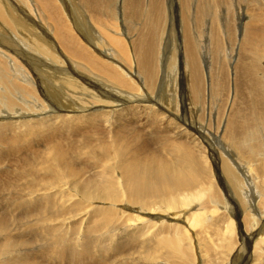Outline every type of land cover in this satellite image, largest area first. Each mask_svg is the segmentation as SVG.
<instances>
[{
	"label": "bare ground",
	"instance_id": "bare-ground-1",
	"mask_svg": "<svg viewBox=\"0 0 264 264\" xmlns=\"http://www.w3.org/2000/svg\"><path fill=\"white\" fill-rule=\"evenodd\" d=\"M115 1L77 0V10L88 14L81 23L85 38L62 0H0V97L6 102L0 105V191L27 181L20 187L22 203L13 192L0 197V264H44L47 259L122 264L127 256L135 257L131 264H197L198 259L202 264L227 259V264H264V104L258 99L264 97V66L255 60L264 55V28L256 30L264 13L245 8L238 31L243 37L238 53L230 56L228 73L217 55L224 37L233 42L228 26L233 21L227 12L220 26L218 8L230 9L231 0H122V19L112 22ZM252 2L263 3L248 0L247 5ZM206 18L210 23L204 29ZM11 28L19 49L5 46L4 30ZM245 36L255 43L248 44ZM202 55L210 59L206 79ZM34 70L42 83L34 79L41 88L35 96ZM226 76L228 86L233 77V100L223 116L224 110L214 112V101L218 94L222 101ZM205 80L207 123L216 121L221 133L214 151L209 129L198 118L205 106ZM183 82L187 107L179 116L177 93ZM45 92L56 101L65 99L62 104L71 101V111L47 112ZM112 103L119 107L113 109ZM184 120L187 127L179 123ZM211 157L217 159V184L206 166ZM27 167L34 171L21 173ZM229 203L237 213H231ZM120 204L127 213L115 208ZM212 206L231 213L225 232L237 234L231 236L233 253L223 240L224 250L212 254L216 245L204 233L222 222L210 213ZM69 232H74L71 239ZM251 240L256 250L238 263L236 257ZM42 242L48 246L41 252L34 243Z\"/></svg>",
	"mask_w": 264,
	"mask_h": 264
},
{
	"label": "rangeland",
	"instance_id": "rangeland-1",
	"mask_svg": "<svg viewBox=\"0 0 264 264\" xmlns=\"http://www.w3.org/2000/svg\"><path fill=\"white\" fill-rule=\"evenodd\" d=\"M63 1V6L68 10V12H71V15H70V17H72V14H73V18H74V23H73V26H74V28L79 32V30H80V32H82L81 34L85 37V38H87V35H86V33H85V31L83 30V28L81 27V23H82V21H85L86 20V17L88 18V14L87 13H85V12H83V15H82V13L81 12H79L78 10H77V8H78V6H79V4H78V2H77V0H69V2L68 1H66V0H62ZM121 1L122 0H120V1H118V0H116L115 1V3H113V15H112V18H111V21L112 22H114V18L115 19H118V20H121L122 19V16L120 15V17H119V15H118V10L119 9H121ZM170 1H172V0H170ZM239 0H236V2H235V0H231L230 1V4H229V8L231 9H228V7L227 6H222L220 9L218 8V10H219V13H220V21H219V25L221 26L222 24H225V19L224 18H228V16H229V18L233 21V23H229L228 24V26L230 27V29L232 28V32H233V34L234 35H232V40H233V42H230V37H229V39H228V42H227V38H226V40H225V37H224V39H223V41L224 42H222L221 43V45H222V50L220 49V51H219V53H218V55H217V61H219L220 62V64L222 65V63L224 64V65H226V67L228 68V66H230L229 65V59H230V56H232L233 54H237L238 53V49H237V45H238V41H240L241 40V38L243 37V33H241V36L239 37L238 35H239V28H242L243 29V26H244V22H245V19H246V17H247V15H246V13H245V8L246 7H248V11H250V10H253V8H254V11H252L255 15H258V14H263L264 13V0H261L263 3H262V5L261 4H259L258 5V3H256V2H252L251 4H249V5H247V3H248V0H240L239 2H238ZM247 1V2H246ZM249 1H251V0H249ZM60 2H61V0H60ZM69 4H68V3ZM71 2V3H70ZM246 2V3H245ZM117 3V4H116ZM118 3H120V4H118ZM233 4V5H232ZM255 5V6H254ZM258 5V6H257ZM73 6V7H72ZM176 6V5H175ZM250 6V7H249ZM252 6V7H251ZM263 8H262V7ZM116 7V8H115ZM258 7H259V10L261 11H259L258 10ZM241 8H243V9H241ZM255 8H257V10L255 9ZM261 8H262V10H261ZM116 9V10H115ZM228 9V10H227ZM238 10V11H237ZM78 11V12H77ZM256 11H258V12H256ZM117 12V13H116ZM224 12V13H223ZM226 12V13H225ZM227 12H230V15H228V13ZM243 12V13H242ZM81 13V14H80ZM121 13V12H120ZM245 13V14H244ZM239 14V15H238ZM68 15V14H67ZM85 15V17H83ZM228 15V16H227ZM232 15V16H231ZM219 16V15H218ZM239 16H241V18L239 17ZM264 17H261L259 20H258V23H259V26H257L256 27V30H257V32L258 31H261L263 28H264V19H263ZM80 19V20H79ZM263 19V20H262ZM71 20H73L72 18H71ZM79 21V22H78ZM238 22V23H237ZM209 23H210V20L209 19H205V23H204V26H203V28L205 29V28H209ZM261 24V25H260ZM119 26H120V24H119ZM85 28H86V26H84ZM125 27H126V29H127V35H128V37L130 38L131 36L129 35V24L127 23V24H125ZM12 30H4L5 31V36H7V39H6V41L8 42V44L7 43H5V46H11L10 44H15L16 45V48L17 49H19V47H20V44H19V39L17 38V35L18 34H15V30H13V28H11ZM110 29H112L111 27H110ZM121 31H122V29H121V27H120V33L119 34H121ZM179 31V28H175V31H174V33L176 34L175 35V38H177V33H178V35H180V32H178ZM14 32V33H13ZM134 33H135V31H133ZM109 33H111L110 31H109ZM130 33H132V30H131V32ZM112 34V33H111ZM15 36V37H14ZM79 37H80V35H78ZM233 36H234V39H233ZM3 37H4V35L1 37V41H2V39H3ZM14 37V38H13ZM14 39V40H13ZM243 40L244 41H246L248 44H253V43H255V41L254 40H247V37L245 36V38H243ZM225 41H226V43H225ZM13 42V43H12ZM127 42V44L129 45V43H128V41H126ZM164 45L166 46V42L165 43H163L162 44V46H163V48H164ZM234 45V46H233ZM18 46V47H17ZM13 47V46H12ZM54 47H55V49L57 50V51H59V48H58V46L57 45H55V43L53 44V49H54ZM231 47H232V49H231ZM166 48V47H165ZM236 48V49H235ZM13 49V48H12ZM54 49V50H55ZM129 49H130V47H129ZM105 51V50H104ZM103 51V52H104ZM163 50H161V52H160V54H161V57L163 58V55H164V53L162 52ZM235 51V52H234ZM106 53V52H105ZM225 53V54H224ZM107 54V53H106ZM163 54V55H162ZM231 54V55H230ZM234 55V56H235ZM258 56V57H257ZM257 56H255V60L257 61V62H259V63H261V65L262 66H264V55H257ZM27 59L29 58V57H26ZM207 58V57H206ZM203 55H202V58H201V64H202V68H203V72H204V77H205V79H206V75L205 74H207L208 73V65L207 64H210V59L208 60V59H206ZM228 59V60H227ZM233 59V58H232ZM262 59V60H261ZM25 60V59H24ZM179 62H181L180 60H178ZM207 61V62H206ZM232 61V62H231ZM163 61H161V63H162ZM178 62V69L179 70H181V67H180V63ZM230 63H233V60H231L230 59ZM228 64V65H227ZM206 65V66H205ZM204 66V67H203ZM223 66V65H222ZM232 67H233V64H232ZM44 69V68H43ZM0 70H2L1 68H0ZM232 70H233V68H232ZM159 71H160V69H159ZM231 71V67L230 68H228V73ZM34 72H35V70H34ZM163 73V72H162ZM162 73L161 72H158V76H160V78H161V75H162ZM231 73V72H230ZM31 80H33V82H32V85L34 84H37V81L35 82L34 81V79L35 78H37V80L39 79V77H38V75L36 74V72H35V75H33V72H31ZM179 75V76H178ZM180 75H181V71L179 72H177V81H179V83L181 82L180 81ZM33 78V79H32ZM36 80V79H35ZM53 80H54V78H53ZM52 80V82H54ZM44 81V80H43ZM38 82H39V85L42 87V83H41V80L39 79L38 80ZM204 82H206L205 83V103L203 102L202 103V105H201V107L203 108V106H204V110H203V113L201 114V115H199V122L202 124H205L207 127H208V129H209V132L207 133L208 134V136H209V134H210V136H209V138L211 139V141L213 142L212 144H210V149H212L213 151L215 150V149H213V148H211L212 146H214L215 144H216V138H217V135H220L221 133L218 131L217 132V130L218 129H216V121H214V120H212V124H211V126L207 123V117H206V114H205V110H207L208 109V98H209V87H208V85H207V81L205 80ZM56 83H58V82H56ZM163 82L162 81H160L159 82V86H158V90H159V92H160V88L162 87L161 86V84H162ZM232 83H233V77L232 76H229V86H228V79H227V76H226V90H225V93H224V96H222V101H220V99H221V95L220 94H218L217 96H216V99H215V105H216V109H215V111L214 112H216L217 113V111L218 110H221V112H223V110H224V113H223V116L225 115V113H227V111H228V109H229V100H230V98L232 99V97H231V94H232V90H231V86H232ZM33 85V86H34ZM39 85H35L34 86V88H33V92H32V95L33 96H35V94L37 95V94H39V89L41 90V88L39 87ZM230 87V88H229ZM35 88H36V90H35ZM178 110H179V116H181L182 115V111H183V106H185L186 105V103H187V86H186V84H185V82H183V88L181 87V84H180V86L178 85ZM229 88V89H228ZM184 89V90H183ZM262 90V89H261ZM35 91V92H34ZM45 91V90H44ZM208 92V93H207ZM183 93H184V96H183ZM208 94V97H207V94ZM20 96L22 97V99L23 98H25V95L21 92L20 93ZM46 96H48L47 98H46ZM49 96L50 95H48V94H46V92H45V94H44V97H45V99L47 100V102H46V104H47V106L49 107V109H47V112H48V110H51V108H52V110L51 111H53V112H59V113H61V112H64V111H71L70 109L68 110V106L69 105H72V102L71 101H69V100H67L66 101V103L65 104H62V102H63V100H65V99H63V98H61V99H59V100H55L54 98H52L51 96H50V98H52L51 100L49 99ZM220 97V98H219ZM207 98V99H206ZM30 99V98H29ZM29 99H27L29 102H31V100H29ZM54 99V100H53ZM63 99V100H62ZM258 99L259 100H261L262 101V104H264V97H258ZM1 97H0V105H5L6 104V102H4L3 104L1 103ZM233 100V99H232ZM51 101V102H50ZM54 101V102H53ZM56 102V103H55ZM50 103H54V104H56V105H53V104H51V106H50ZM114 104V105H113ZM185 104V105H184ZM261 104V105H262ZM112 105H113V109H115V108H118L119 107V104H117V103H112ZM230 105H232V103L230 104ZM63 106H65V107H63ZM73 106V105H72ZM116 106V107H115ZM186 107H187V105H186ZM67 108V109H66ZM86 108H90V107H86ZM59 109V110H58ZM65 109V110H64ZM96 109H98V108H96ZM76 111L77 110H79V109H75ZM91 112H94L95 110H90ZM46 112V113H47ZM181 114V115H180ZM222 114V113H221ZM16 115V118H18L19 117V115L18 114H15ZM46 115V114H45ZM222 116V117H223ZM216 117H217V114H216ZM45 118H46V116H45ZM1 120L0 121H2L3 119L2 118H0ZM22 119H25V118H22ZM185 122H183V121H180L179 123L180 124H182L183 125V127H187V125L186 124H188V121H186V120H184ZM186 125V126H185ZM189 125V124H188ZM189 127V126H188ZM218 128H219V126H218ZM213 133V134H212ZM261 146H263V145H261ZM264 150V149H263ZM262 151V150H261ZM24 152H26V150L24 151ZM29 152V151H28ZM208 154H209V150H206V156L208 157ZM79 155V156H78ZM210 155V154H209ZM74 156V155H73ZM78 157V159L80 160V161H86L87 160V158H86V156H82V155H80V154H75V157ZM85 157V158H84ZM222 157L224 158V160L226 159V160H229V159H227V157L226 156H224V155H222ZM254 158V157H253ZM213 160H214V163H215V160H217L216 159V157L215 158H212L211 157V160H210V158H209V160H207V162H206V166H207V168L208 169H211V171H212V175H213V180L216 182V178H214L215 177V170L214 169H217V167L218 166H214L213 164ZM230 161V160H229ZM228 161V162H229ZM217 162V164H218V161H216ZM230 164H232L231 162H229ZM255 164V163H254ZM7 165V164H6ZM5 165V166H6ZM5 166L3 167V169L5 168ZM18 166V165H17ZM214 166V167H213ZM7 167V166H6ZM220 167V166H219ZM7 168H13L12 166H8ZM18 168H20V167H18ZM24 169H25V171H24ZM218 169H221V168H218ZM1 170V169H0ZM5 170H7V169H5ZM18 170H20V169H18ZM29 170V171H28ZM15 171H16V169H15ZM21 171V173H23L24 172V174L25 173H29V172H31V171H34L33 169H28V167L27 168H23V170L21 169L20 170ZM220 171V170H219ZM14 173H16V172H14ZM16 174H18V172L16 173ZM19 175V174H18ZM223 178H225L224 176H223ZM226 179V178H225ZM224 179V181L226 182V183H228V181L227 180H225ZM243 179H244V177H243ZM240 181V177L239 178H237L236 180H235V183H237V182H239ZM21 182H23L22 184H21ZM27 181L24 179V180H20V181H16V187L13 189V190H11V191H8V192H3V191H0V197H6V194L7 193H10V194H12V192L15 194V197H16V199L18 200L19 199V201L22 203L23 201V198H24V201H25V193L23 192V191H21L20 189V187L24 184V183H26ZM216 184H217V182H216ZM18 185V186H17ZM16 188H19V189H16ZM16 190V191H15ZM221 190V189H220ZM22 192V193H21ZM218 192V191H217ZM23 193H24V195H23ZM13 194V195H14ZM21 198V199H20ZM229 205L231 206L230 207V210L231 209H233L232 211H231V213L233 212V213H237L238 211H237V208L235 207V206H233V205H231L230 203H229ZM121 206H123V207H121ZM115 208H118V211H124V213H127V211H126V208H125V205H123V204H120V205H117ZM122 210H121V209ZM212 209V211L210 212L211 214H214L216 217H220L221 219H222V222L220 223V227L219 226H214V230L216 229L217 230V232L216 233H214L213 235H212V233L211 232H213V229H210L209 230V232L208 233H204L205 235H209V241H211L212 243H214L216 246H214V245H211V250H213V255L216 257L217 256V252L218 251H221V250H224V248L223 247H221L222 246V241L224 240V242L226 243V242H229V243H231V248H230V251L233 249V246H234V240L232 239V237H237V234H236V236L232 233V232H230L229 230L227 231V232H225L226 231V227H228V225L225 223V221L229 218V216L231 215V213L230 214H227L226 213V210H220L219 209V207L218 206H212L211 207ZM25 211V210H24ZM138 211H141V210H138ZM221 212L223 213L224 212V215L225 216H223V215H221ZM133 213H135V212H133ZM220 214V215H219ZM26 215H27V213H26ZM219 215V216H218ZM181 218V217H180ZM233 218H235V216H233ZM170 219V218H169ZM231 219H232V217H231ZM23 220V218L20 220V221H22ZM224 220V221H223ZM229 220V219H228ZM232 220H234L235 222H236V219H232ZM173 221H175V220H173ZM172 221V222H173ZM238 223V222H237ZM66 225H69V223H67ZM32 227H36V226H32ZM225 229V230H224ZM233 230V229H232ZM41 231V230H40ZM75 232V231H74ZM74 232H69L68 233V236H67V238H72L73 237V233ZM222 232V233H221ZM234 232V231H233ZM32 234H31V236L33 237L34 236V232H31ZM81 233V234H80ZM84 234V231H81V232H79V235H78V237L77 238H81V235L83 236V234ZM249 233V232H248ZM14 235H15V232L13 233ZM211 235H212V237H211ZM232 236V237H231ZM232 239V240H231ZM227 240V241H226ZM251 243L253 244H251V247L250 246H248V249L246 250V251H240L239 252V254H238V256L236 257L237 259H238V263L239 262H242L243 260H245L247 257H251L252 256V254L253 253H251V252H254L255 250H256V245H255V242L254 241H252L251 240ZM35 244V246L38 248H40L39 250L42 252L43 250H45L46 249V247L48 246V245H46L44 242H42V243H34ZM239 242H238V244H237V246H236V248H235V250L234 251H236L237 250V248H238V246H239ZM28 248L29 249H31V246L29 245L28 246ZM33 249V248H32ZM42 249V250H41ZM79 250L78 251H80V248H78ZM20 250H23V249H20ZM229 252V251H228ZM231 253H233V250H232V252ZM246 254V255H245ZM230 256H232V254L230 255ZM128 258H131V260L128 262ZM28 260V259H27ZM120 260H122V259H120ZM123 260H124V258H123ZM134 260H136L135 259V257H131V256H127L126 257V260H125V263H122V264H131ZM218 262H221V261H219L218 260ZM42 263H44V264H62V263H60L58 260H56V259H47V261H45V262H42ZM227 263H229V260L227 259L226 260V262H225V264H227ZM63 264H66V263H63ZM197 264H202V262H201V260H199L198 259V263ZM221 264H223V262L221 263Z\"/></svg>",
	"mask_w": 264,
	"mask_h": 264
}]
</instances>
